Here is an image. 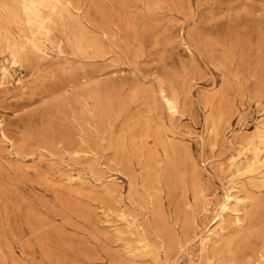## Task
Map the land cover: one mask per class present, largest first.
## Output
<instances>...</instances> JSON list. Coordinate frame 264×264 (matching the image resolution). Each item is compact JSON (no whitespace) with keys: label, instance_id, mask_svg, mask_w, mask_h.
<instances>
[{"label":"rangeland","instance_id":"374dc122","mask_svg":"<svg viewBox=\"0 0 264 264\" xmlns=\"http://www.w3.org/2000/svg\"><path fill=\"white\" fill-rule=\"evenodd\" d=\"M62 2L0 16V264H264V0Z\"/></svg>","mask_w":264,"mask_h":264},{"label":"bare ground","instance_id":"6f19581e","mask_svg":"<svg viewBox=\"0 0 264 264\" xmlns=\"http://www.w3.org/2000/svg\"><path fill=\"white\" fill-rule=\"evenodd\" d=\"M59 5H63L62 0H16L14 9L4 3L2 11H0V16L3 18L5 17V13H8V16L13 14L20 22L27 23L31 27V30L34 25L35 30L32 32V39L28 38L26 44L34 52H39L41 39L43 37H49L50 35V25L53 23L54 19L53 14L56 12L55 8ZM45 11L50 12L46 14ZM24 16L27 17L26 20H24ZM1 39L2 34L0 33V40ZM14 46L16 48L15 44ZM27 51L28 49L26 47L21 46V49H17V54L20 52L26 53ZM166 103L170 110L176 108L175 103L171 98L167 99ZM230 203L231 197L226 195L225 201L221 203L217 209L219 210L217 213L218 218H221L223 214L229 210Z\"/></svg>","mask_w":264,"mask_h":264}]
</instances>
